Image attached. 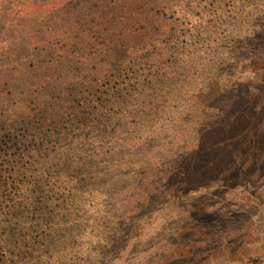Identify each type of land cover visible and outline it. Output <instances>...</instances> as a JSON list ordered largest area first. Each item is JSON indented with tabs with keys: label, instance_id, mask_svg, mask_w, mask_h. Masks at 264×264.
I'll list each match as a JSON object with an SVG mask.
<instances>
[{
	"label": "rangeland",
	"instance_id": "obj_1",
	"mask_svg": "<svg viewBox=\"0 0 264 264\" xmlns=\"http://www.w3.org/2000/svg\"><path fill=\"white\" fill-rule=\"evenodd\" d=\"M26 1L0 0V19ZM169 2L159 71L75 131L99 156L40 200L43 262L264 264V0Z\"/></svg>",
	"mask_w": 264,
	"mask_h": 264
},
{
	"label": "trees",
	"instance_id": "obj_2",
	"mask_svg": "<svg viewBox=\"0 0 264 264\" xmlns=\"http://www.w3.org/2000/svg\"><path fill=\"white\" fill-rule=\"evenodd\" d=\"M23 5L15 26L0 19V264H53L39 250L55 222L41 220L46 188L84 170L102 142L89 153L75 131L113 114L136 75L159 71L156 48L179 21L169 0Z\"/></svg>",
	"mask_w": 264,
	"mask_h": 264
}]
</instances>
